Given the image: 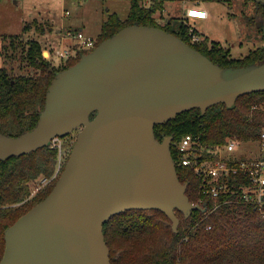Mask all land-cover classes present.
Returning a JSON list of instances; mask_svg holds the SVG:
<instances>
[{"label":"water","instance_id":"1","mask_svg":"<svg viewBox=\"0 0 264 264\" xmlns=\"http://www.w3.org/2000/svg\"><path fill=\"white\" fill-rule=\"evenodd\" d=\"M251 91H264V60L224 68L153 25L128 24L81 54L55 74L33 128L0 131L6 159L78 129L51 191L5 228L0 264H112L103 224L134 208L163 211L176 231V209L187 218L204 207L179 180L172 136L157 140L154 125Z\"/></svg>","mask_w":264,"mask_h":264},{"label":"trees","instance_id":"2","mask_svg":"<svg viewBox=\"0 0 264 264\" xmlns=\"http://www.w3.org/2000/svg\"><path fill=\"white\" fill-rule=\"evenodd\" d=\"M253 1L255 15L248 20L255 22L257 14L264 20V2ZM163 10L164 0H130L126 18H121L116 12L107 14L96 36L95 46L128 24H142L172 32L224 68L242 69L264 60V44L242 57H232L228 47L207 35L201 36L184 18L180 17L175 27L169 16L162 22ZM32 25L39 29L43 27L36 20L24 27L29 29ZM259 30L264 40L262 24ZM193 34H197L199 39L192 40ZM92 48L79 50L76 58L56 68L42 56L40 42L31 39L24 51L25 59L38 70L37 73L16 74L1 66L0 131L17 136L33 128L55 74ZM262 105L264 91H251L238 96L233 106L216 103L204 113L196 107L154 125L157 140L172 136L170 149L179 180L187 182L189 200L201 204L204 209H192L187 218L176 209L179 218L176 231L172 229L170 218L159 209L134 208L112 215L103 224L112 264H264V216L255 205L241 198L237 186L240 184L239 174L227 178L231 188L217 198L204 195L201 192V177L191 166L180 162L177 146L186 133L197 136L203 144L210 146L226 143L229 139L254 141L264 127ZM57 153V149L48 144L18 156L0 158V258L4 251L5 228L46 197L54 186L59 173L51 184L32 195L29 183L39 175H51ZM205 156L204 152L200 158ZM224 181L225 178L221 177L220 182Z\"/></svg>","mask_w":264,"mask_h":264},{"label":"rangeland","instance_id":"3","mask_svg":"<svg viewBox=\"0 0 264 264\" xmlns=\"http://www.w3.org/2000/svg\"><path fill=\"white\" fill-rule=\"evenodd\" d=\"M129 3L130 0H0V67L5 66L16 74L38 72L28 64L24 53L32 37L39 38L33 25L29 29L24 27L34 19L54 25L65 23L72 31L81 28L85 34L96 37L101 17L105 18L108 12H116L121 18H126ZM194 5L191 0H164L166 13L160 20L164 22L166 14L169 13L168 16L172 18V25L175 27L180 17L183 18V11ZM204 5L208 9L207 17H187L185 21L201 36L207 35L228 47L232 57H242L251 49L264 44L262 32L259 30L264 21L263 17L257 14L255 22L248 20V17L255 15L256 5L253 0H232L231 3L207 1ZM62 65L64 63L55 67L60 68ZM76 136L77 130L63 136L65 150L60 158L61 166L57 153L51 175L63 166L61 162L65 155L67 159L72 147L69 148V143L74 142ZM257 151L258 142L253 140L238 142L234 150L236 154L246 156L254 155ZM59 170L60 174L61 169ZM51 175H39L32 179L29 183L31 195L34 194V183Z\"/></svg>","mask_w":264,"mask_h":264},{"label":"built area","instance_id":"4","mask_svg":"<svg viewBox=\"0 0 264 264\" xmlns=\"http://www.w3.org/2000/svg\"><path fill=\"white\" fill-rule=\"evenodd\" d=\"M207 10L203 7L194 5L187 7L184 11L185 17H207ZM61 44L59 46L43 47L42 56L56 65L54 58L60 60V64L78 55L79 50L90 49L95 46L96 37L85 34L81 30H65L61 34ZM199 39L197 34L192 35V40ZM264 109V105H262ZM63 136H54L49 144L58 151V158H62L64 152ZM252 141V140H248ZM258 142V151L254 155L246 156L236 154L234 150L238 145L235 139H229L226 143L206 145L199 138L191 133H186L178 142V151L180 162L191 166L201 177V192L204 195L217 198L222 192L230 189L227 178L233 174H239L240 184L237 185L241 198L249 204L255 205L262 216H264V127L259 131L256 140ZM240 142V141H239ZM74 142L69 143V148ZM206 153L205 158H200L202 153ZM66 156L61 163L65 164ZM61 159L59 160V165ZM60 167L59 169H61ZM56 170L50 177H43L40 181L34 183L32 193L37 192L48 185L59 173ZM221 177L225 178L223 183ZM209 227V226H207Z\"/></svg>","mask_w":264,"mask_h":264},{"label":"crops","instance_id":"5","mask_svg":"<svg viewBox=\"0 0 264 264\" xmlns=\"http://www.w3.org/2000/svg\"><path fill=\"white\" fill-rule=\"evenodd\" d=\"M195 5H197V6H200V7H203V8H205L206 10H208L206 7H205V5H204V3H206V2H203V1H195V0H191ZM185 11V10H184ZM184 11H183V18L185 19V18H187V17H185L184 16ZM109 13V12H108ZM107 13V14H108ZM166 13V9H165V6H164V10H163V15ZM207 13H208V11H207ZM167 15V17H168V15H170L169 13H167L166 14ZM107 17V16H106ZM105 17V18H106ZM104 17H101V21H100V25H99V30H98V32H97V35H98V33H99V31H100V27H101V23H102V21L105 19ZM34 20H36L37 21V23H40V24H42V23H44L45 25L42 27V29L40 28H35V31L36 32H38L37 34H38V37L39 38H34V37H36V36H34V37H32V39H37L39 42H40V44H41V47L43 48V47H49V46H55V44H61V39H60V37H61V34L65 31V30H67L68 29V27L69 26H67L65 23H60V25H58V24H56V25H54L53 23H50V22H39L37 19H34ZM35 27V26H34ZM67 27V28H66ZM79 30H81V31H83V29H79ZM84 32V31H83ZM87 35H90V36H92L91 34H88L87 33ZM59 46V45H58ZM54 62L56 63V65H58V64H60V60L59 59H57V58H54ZM55 66V65H54Z\"/></svg>","mask_w":264,"mask_h":264},{"label":"flooded vegetation","instance_id":"6","mask_svg":"<svg viewBox=\"0 0 264 264\" xmlns=\"http://www.w3.org/2000/svg\"><path fill=\"white\" fill-rule=\"evenodd\" d=\"M263 23H264V21H263ZM263 23H262V24H263ZM75 130H77V132H78V129H75Z\"/></svg>","mask_w":264,"mask_h":264}]
</instances>
